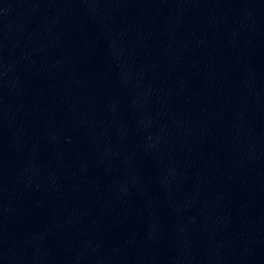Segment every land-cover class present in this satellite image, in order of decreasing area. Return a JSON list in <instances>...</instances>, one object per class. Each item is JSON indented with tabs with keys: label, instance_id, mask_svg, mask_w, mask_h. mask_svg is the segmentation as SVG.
Masks as SVG:
<instances>
[{
	"label": "water",
	"instance_id": "95a60500",
	"mask_svg": "<svg viewBox=\"0 0 264 264\" xmlns=\"http://www.w3.org/2000/svg\"><path fill=\"white\" fill-rule=\"evenodd\" d=\"M160 264H264V0H234Z\"/></svg>",
	"mask_w": 264,
	"mask_h": 264
}]
</instances>
